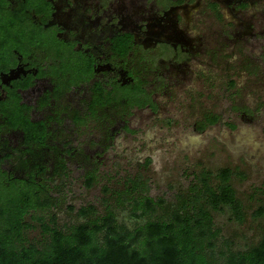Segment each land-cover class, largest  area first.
Here are the masks:
<instances>
[{
	"label": "rangeland",
	"instance_id": "1",
	"mask_svg": "<svg viewBox=\"0 0 264 264\" xmlns=\"http://www.w3.org/2000/svg\"><path fill=\"white\" fill-rule=\"evenodd\" d=\"M105 1L122 22L139 20L151 37L176 44L175 53H149L157 58L156 68L167 85L155 95L156 110H136L127 124L97 121L77 127L69 120L55 122L48 147L33 155L16 151L19 133H2L0 158L10 155L3 170L25 178L35 163L48 166L44 177L49 178L53 206L36 216L48 221L55 215L67 229L81 221L79 209L90 204L101 213L112 207L121 222L133 227L131 199L125 201L129 180L141 181L145 195L174 203L179 195H189L194 176H215L230 168L245 221L236 222L230 211L214 214L221 232L217 251H246L258 244L264 230V217L254 216L264 208V0H177L180 8L163 12L155 7L158 0ZM211 2L219 4L218 12L209 8ZM143 49L145 54L150 50ZM69 96L56 107L68 116L83 114L82 96ZM25 101L34 105L37 95L27 94ZM50 113L49 108H35L32 118ZM208 115H218L220 121L201 129ZM56 157L65 160L68 173L57 172ZM91 175L96 182L89 186ZM28 222L27 238L41 241L39 222Z\"/></svg>",
	"mask_w": 264,
	"mask_h": 264
},
{
	"label": "trees",
	"instance_id": "2",
	"mask_svg": "<svg viewBox=\"0 0 264 264\" xmlns=\"http://www.w3.org/2000/svg\"><path fill=\"white\" fill-rule=\"evenodd\" d=\"M37 1L27 0L22 9L14 10L8 7L7 0H0V82L17 65L19 56L40 54L47 42L55 43L28 16L26 10L33 12ZM212 9L216 12V5ZM113 45L117 53L125 56L131 40L127 36L117 38ZM52 63L47 70L57 83L68 77L71 83L72 79L79 82L89 79L86 72L78 69L88 67L87 61L57 64L53 60ZM92 72L91 66V76ZM17 87L20 86L7 88L6 99L0 102V136L5 132L19 133L21 144L16 151L33 155L48 147V125L31 120V108L21 102ZM137 94L130 93L127 87H118L110 93L95 83L91 115L98 118L104 107L121 99L130 108L150 103L145 92L140 100ZM219 121L218 115H208L201 122V129ZM9 156L0 158V264H264V230L258 244L246 251H217L221 232L214 214L230 211L236 222L245 221L244 206L231 184L234 172L230 168L220 170L215 176L210 172L194 176L189 195H179L174 203L145 195L141 181L129 180L125 201L131 199L129 205L136 218L133 227L121 222L112 207L101 213L90 204L79 209L81 221L66 229L58 225L55 215L48 221L36 216L53 206L51 190L47 187L49 178L44 177L49 167L35 163L25 178H17L2 168ZM55 167L57 172L68 173L63 158L56 157ZM87 181L91 186L96 178L91 175ZM254 216L264 217V208ZM29 218L39 222L41 241L31 242L27 238L32 228Z\"/></svg>",
	"mask_w": 264,
	"mask_h": 264
},
{
	"label": "flooded vegetation",
	"instance_id": "3",
	"mask_svg": "<svg viewBox=\"0 0 264 264\" xmlns=\"http://www.w3.org/2000/svg\"><path fill=\"white\" fill-rule=\"evenodd\" d=\"M7 1L8 7L14 10L22 9L23 5L27 3V0ZM180 3L181 1L177 2V0H158L154 5L155 7L160 6L163 12L170 8H180L183 5ZM213 5H216L217 10L220 8L218 3L211 2L209 8L212 11H214ZM246 7L244 4L241 9ZM34 8L33 12L26 10L29 18L42 26L46 36L54 38L56 44L54 41L53 43L47 42L48 47L44 45V51H41L40 54L18 57L17 65L1 78L0 102L6 99L7 88L13 89L15 85H19L20 87H17L16 91L21 97V102L31 108L29 112L31 120L46 122L49 138L55 132L50 125L55 122L69 120L77 127L97 121L105 122L106 125L119 121L127 124L128 119L136 110L148 108L156 110L155 95L157 91L167 88V85L160 78L159 69L156 68L157 58H150L149 53L151 51H157L162 55L170 52L175 53L174 49L177 47L174 42H171V39L165 37L157 39L158 37L154 35L151 37V34H148L139 24V20H136L134 25L122 22L117 17L119 13L112 12L110 4L106 5L105 0L103 4L93 0H38L34 2ZM125 36L130 38L131 46L127 54L121 56L120 53H117L113 42L115 39ZM176 39L178 41L177 37L174 40ZM145 41L150 43L147 48L143 46ZM178 42L176 43L178 44ZM149 48L150 50H148ZM141 49L148 51L145 54ZM38 55H41L42 58ZM53 60L57 64L66 61L81 63L87 61L88 67H79L78 69L80 72H86L89 79L80 82L72 79L73 83H71L68 77L62 78L57 83L50 71L47 70L53 64ZM67 75L70 76L71 73ZM28 82H32L31 85L23 88ZM95 83L102 85L110 93L118 87H127L130 93H138L139 100L145 92L150 98V103L143 107L130 108V104L125 99H121L119 102L104 107L98 113V118L94 119L90 108L92 88ZM30 93L37 95L38 103L35 102L34 105H31L25 101V96ZM73 93H79L82 96L84 113L75 111L68 116L67 112L62 111L56 105L68 99L69 95ZM35 108L40 110L49 108L51 113L44 119L34 120L32 112Z\"/></svg>",
	"mask_w": 264,
	"mask_h": 264
}]
</instances>
